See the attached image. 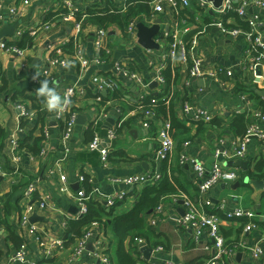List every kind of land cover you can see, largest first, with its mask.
I'll use <instances>...</instances> for the list:
<instances>
[{
    "label": "crops",
    "instance_id": "crops-1",
    "mask_svg": "<svg viewBox=\"0 0 264 264\" xmlns=\"http://www.w3.org/2000/svg\"><path fill=\"white\" fill-rule=\"evenodd\" d=\"M64 1L66 0H31L26 13L15 17L5 8L17 5L19 0H0L3 6L0 11L2 16L0 29L16 24L13 33L2 39H10L16 31H21L22 34L17 38V42L21 43L19 46L25 50V58L28 62V72L24 73L20 66L22 58L0 49V127L6 131V140L20 127L22 131L18 135L20 138L31 134V139L28 141L30 148L33 140L40 137L41 149L46 150L45 161L38 156V150L37 152L30 150L23 152L19 161L15 162L4 152L5 140L0 152V264H6L7 257L18 248L22 241L13 220L14 215L19 211L22 191L29 181H38V186L41 189L36 194L37 196L44 191L51 197L46 218L44 221H38L39 230L51 234L61 233L65 238V235L69 237V224L71 221H75L71 218L74 215L72 212L77 210L74 199L59 192L57 175L49 176L47 174L55 160L62 156V149L59 145L62 124L56 123L49 117L52 113L47 111V114L40 113L41 122L38 121L35 124L36 116H34L32 123L25 122L21 126L19 112L12 105V102L16 101V103H24L29 109L35 110L32 107L31 99L35 98L43 102L40 111L46 110V97L37 94L43 81H48L49 87L55 89L60 97L62 91L67 87H74L77 91H81L75 97L72 109L77 110L78 117H84V120L82 123H77V117L68 137L70 151L62 161L63 171L67 173L71 193L77 194L84 185L90 203L102 202L116 193L126 194L125 200L109 209L111 215L102 217V220L107 221V225L99 222L91 228L90 235L85 241V252L79 261L70 262L68 260L71 245L74 238L77 237L72 236L73 240L71 242L66 240L65 249L54 260H50L49 264L96 263L97 260L93 259V254L98 248L100 224L106 231L103 245L109 251L112 264H117L116 242L111 237L109 225L116 216L132 208L136 199L135 195L140 192L143 186H130L114 180L132 174H147L154 170H161L160 172L163 174L162 162H157L153 153L158 145L157 131L162 121L161 117H170L168 107L173 108L176 121L187 129H174L173 147L168 159L163 163L166 173L169 176L177 177L183 186V191L179 195L188 197L195 204H200L202 199L197 189L200 177L191 165L179 164L181 154L197 159L207 169L214 164H221L237 170L239 186L233 188L236 182L216 183L208 191V203L204 204L202 208L206 212L215 213L220 217V230L226 244L230 245L242 239L247 245L257 244L263 250V256L259 259H253L242 252H237L230 260L226 259V264H264V177L262 179L256 177L264 169H255L258 163L263 166L264 141L258 138H252L249 141L247 154L243 159L247 162L245 171L238 166H228L227 161L221 155H214L215 148L232 150L238 137L247 129L248 125L259 122L257 112L264 108V95L257 93V90L264 91V61L256 63L253 68L250 65L253 56L259 55L260 52L264 54V48L261 51L256 48L251 49L250 43L244 35L234 40L221 36L214 28L210 27V19L201 14V9L195 1L188 9L176 7L179 14H175L174 9L166 3L161 12L153 13L148 4L151 11L150 16L142 15L140 19L134 17L135 24L143 22L145 25L151 26L156 20H159V33L154 38L159 47L152 50L145 49L137 43L136 30L130 36V34L123 33L120 26L111 25L104 28L107 33L104 45L98 54L93 47V40L97 30L103 27L94 22H86L82 24L80 32L75 37L85 46L89 58L88 67L81 72L78 64L71 59L69 52L75 36L72 24L58 19L47 30L39 28L40 19H45V14L42 15L45 9ZM69 1L73 5L74 13H82L96 2L99 10L113 7L121 10L125 2L124 0ZM131 1L140 2L141 0ZM146 1L148 3L149 0ZM246 12L248 15H258L260 22L258 32L264 41V7L248 5ZM239 20L240 18L232 12L225 17L229 27H241ZM175 28L178 30L188 29V32L183 34L185 40L196 38L195 50L202 57L204 65L232 66L234 75L232 79H226L222 83L214 81L208 76L192 79L189 86L186 87L183 84L186 66L179 68L177 80L171 88L162 87V85L148 88L146 96L159 97V101H163L161 105H164V108H155V115L150 120L149 127L144 128L142 115L139 111L137 86L121 77L116 89L107 91L105 95L102 92L98 94L91 83V77L99 74L108 78L114 72L116 62L128 59L135 70L150 80L152 74L148 69L149 61L151 59L160 60L168 45L165 33L169 29ZM242 30L244 33L246 32L244 28ZM3 32L10 33L11 29L8 27ZM50 57L65 60L68 64L64 68L51 65L47 63ZM37 70L42 72L37 74ZM247 89H253L254 94L249 93ZM98 97L100 100L104 99V102L100 104L106 111V117L97 129L102 137L101 147L108 150L105 163L101 161L98 151L91 152L87 149L92 138L91 121L98 113V104L96 103ZM184 101L212 111L213 120L208 124L189 122L182 116ZM162 110L165 111V114ZM89 111L92 112V115L89 114ZM240 115H243L246 122L241 119ZM107 119L113 121L112 127L119 126L114 139L105 137V133L109 129L106 125ZM43 122H48L49 125V136L46 141H43L41 133ZM23 149L26 150L24 147ZM27 152H30L31 155H28ZM158 163H160L159 166ZM78 173L87 178V182L83 185L78 183L75 176ZM249 173L255 177L250 178ZM245 177L263 181V187L258 189L250 183H244ZM161 202H163L161 213L155 217L154 223L150 222L151 216H148L146 226L138 236L151 249L148 254L149 259L145 260L143 257L141 260L138 252L129 249L130 236L125 240L129 255L136 260V264H148V262L153 264H203L207 257V252L203 247L210 243L207 235L203 234L197 243L192 242L188 229L178 226V219L184 215L186 207L172 195L165 197ZM235 209L247 210L253 213V217L227 218L226 214ZM96 222L90 223L91 226ZM65 223L67 224L66 231L62 228ZM247 223L250 224V228L245 231ZM90 224L83 227L82 231ZM35 236V234L29 235L30 241L27 243L28 254L25 256V264H29L33 260L38 264H46L33 242ZM156 247L163 249L155 251ZM238 253L241 255L238 256ZM15 264L22 263L16 262Z\"/></svg>",
    "mask_w": 264,
    "mask_h": 264
},
{
    "label": "built area",
    "instance_id": "built-area-1",
    "mask_svg": "<svg viewBox=\"0 0 264 264\" xmlns=\"http://www.w3.org/2000/svg\"><path fill=\"white\" fill-rule=\"evenodd\" d=\"M124 6L121 11L125 10V3L131 0H124ZM195 1L198 3L201 14L204 17L210 19V27L214 28L221 36L228 37L229 39H236L237 37L244 35L249 43L251 49H261L264 48V41L261 38L260 33L258 32V26L260 24L258 15H248L246 12V7L248 5H253L256 7H264V0H223L219 7H214L211 2L206 0H149L148 4L152 8L153 13H158L163 10L164 4H169L173 9L175 14H179L177 8L188 9L192 2ZM240 2L238 5L237 3ZM31 0H19L17 5H12L6 7L7 10L12 16L18 17L26 13L27 8L30 6ZM66 8L67 14H60L59 19L65 23H71L72 29L75 34L73 37V46L75 48L74 52L71 54V59L78 64L80 71H84L89 65V58L86 53V48L82 45L81 42L76 40V34L80 32L82 22L81 20L75 21L72 19L73 5L71 1L66 0L62 3L51 6L42 13L46 15L49 10H59ZM3 9V6L0 2V11ZM235 13L241 21L245 22L248 26V29L245 33L241 27H229L225 21V17L229 13ZM83 15L82 17H84ZM2 16L0 15V18ZM55 20H45L40 19L39 28L43 30L49 29ZM135 18L126 26L125 33L132 36L135 30ZM188 29L184 28L183 30L178 29H169L165 33V39L168 40L167 48L164 54L161 56L159 61H154L151 59L149 61V71L152 74L150 80H148L144 75L135 70L133 64L128 60L124 59L118 61L114 65V72L110 77L105 78L99 74L93 75L91 77V83L94 87V90L99 94L103 91H113L117 88L120 78L123 77L127 79L130 83L138 87L139 96V111L142 115V126L144 128L149 127L150 120L155 115V99L150 100L148 107L142 106V101L146 96V93L149 88V84L152 81L158 82L159 85L165 84L163 77V71L167 68L168 62L173 66L179 68L186 66L183 84L187 87L190 84L192 79L203 78L205 76L210 77L214 81L223 82L226 79H232L234 71L232 66H221L219 64H203V59L195 50L196 38L191 40H185L183 34L187 33ZM106 30L100 28L97 30L94 40L93 47L95 51L99 54L100 50L104 45V39L106 37ZM21 31H16L14 36L10 39L0 40V49L9 52L11 54L17 55L22 58L20 64L21 71L27 73L28 71V62L26 60L25 50L19 46L17 38L21 35ZM264 61V54L260 52L259 55L252 57L250 67L253 68L256 63ZM47 63L51 65H56L59 67H66L68 62L65 60H59L57 57L48 58ZM42 71L37 70V74H40ZM36 81V80H35ZM37 82V81H36ZM81 93L77 91L74 87H67L61 93V100L67 97L68 103L64 105L63 112L51 111L54 114L51 117L56 123L62 124V131L59 137V145L62 149V156L55 160L53 167L48 170L47 174L57 175L59 182V192L62 194L71 196L76 204L77 210L76 214L71 216L72 220L78 221L84 218L88 212L89 197L86 193V188L83 185L87 182V178L83 174H76L75 176L78 179V183L82 186L77 194L71 193L68 183L67 173L63 171L62 161L70 151L68 144V137L71 129L73 128L76 119L79 115L77 110L72 109V105L75 102V97ZM98 113L92 119L90 128L92 129V138L87 145V149L91 152L98 151L100 159L103 163L106 162L108 155L107 148L101 147L102 137L100 132L97 130L101 121L106 117V111L103 108V105L100 104V98L98 97ZM13 107L18 110L19 116L21 118V126L23 122L32 123L34 116H36V110L29 109L24 103L12 102ZM182 116L189 122H202L204 124L210 123L214 114L212 111H207L206 109L197 107L196 105L191 104L189 101H184L182 104ZM258 123H251L248 125L245 132L238 137L237 141L234 144L232 150H225L215 148L214 155H221L226 161L235 162L237 160H243L247 154L248 143L252 138H258L264 141V108L260 109L257 112ZM20 125V124H19ZM48 122H43L41 125V133L43 136V141H46L48 133ZM119 127V126H118ZM117 127V128H118ZM117 128L110 127L105 133L107 139H114L116 136ZM22 132L20 127L18 130L9 135L6 140V145L4 147V152L8 154L13 161L18 162L23 152H26L21 146L19 133ZM158 145L156 146L153 156L156 161L162 162L167 160L170 152L173 147V138L171 135V124L168 118L162 119L160 127L157 131ZM5 144V143H4ZM28 155H31L30 152H27ZM46 155V150L42 148L38 156L44 160ZM46 160V159H45ZM44 160V161H45ZM179 164H189L192 169L200 177V182L197 184L198 194L200 195L201 202L200 204L193 203L188 197L183 195H172L179 199L182 204L186 207L184 215L178 219V226L184 229H188L190 233V240L194 243H197L200 237L203 234H206L209 239V244L205 245L203 249L207 252V257L204 259L203 264H226V259L230 260L236 255L237 252H242L253 259H259L263 256V250L257 244L247 245L242 239H239L233 244H226L223 235L221 234L220 226L221 219L215 213L206 212L202 207L204 204L208 203V191L216 183H235L238 180V172L235 169L227 168L221 164H214L211 168L207 169L200 161L193 157H189L186 154H181L179 158ZM47 175V176H48ZM160 173L159 171H152L147 174H132L126 177L115 179V182H123L130 186H146L152 183L159 181ZM41 188L38 186V181L32 180L29 181L22 191L20 197V207L17 214L14 215V224L17 226V231L21 235V243L8 257L6 264H15L20 262L25 264V256L28 254L27 243L30 241L29 235L35 234L34 244L38 249L42 260L49 264L50 260H54L58 254H60L66 245V239L63 238L61 233H48L47 231L39 230L38 222H30V217L33 214L37 216L46 218V212L50 207L51 197L47 193L40 192ZM125 193H116L102 202H99L103 208L107 210L114 207L118 202L125 200ZM163 207V202H160L151 213V223H154L155 217L161 213ZM1 214V212H0ZM227 218L233 217H253V213L247 210L235 209L232 212L226 214ZM70 218V219H71ZM91 224L82 231L80 236L74 238V242L71 245V253L69 254L70 262H77L85 252L86 239L90 235L91 228L95 227ZM65 231L67 229V224L65 223L62 227ZM250 228V224L245 225V231ZM105 229L100 224L99 233H98V248L97 251L93 254V259L97 260L95 262L80 264H112L111 256L109 251L103 242L105 241ZM144 241L140 237L133 238V246L135 251L138 252V256L143 260V256L139 252V246ZM162 247L154 248L155 251L162 250ZM29 264H38L35 260ZM148 264H153L148 262Z\"/></svg>",
    "mask_w": 264,
    "mask_h": 264
},
{
    "label": "trees",
    "instance_id": "trees-1",
    "mask_svg": "<svg viewBox=\"0 0 264 264\" xmlns=\"http://www.w3.org/2000/svg\"><path fill=\"white\" fill-rule=\"evenodd\" d=\"M142 1V0H141ZM134 2L129 1L125 3V10L121 11L119 9H115L114 7L109 9H97L98 3L96 2L92 7L86 9L82 13H74L72 15V19L75 21L81 20L82 24L86 22H94L95 24L99 25L100 27L106 28L111 25H118L123 30V33H125L126 26L131 22V20L136 18H141L142 15L149 17L151 14L150 8L148 6V3L146 0L143 2ZM183 12V11H182ZM68 11L66 8L59 9L56 11L49 10L45 15V20H55L57 21L59 19L60 14H67ZM85 15L84 17H82ZM60 20V19H59ZM239 25L244 28L246 31L249 30L248 26L245 22L239 20ZM19 45L21 43L18 42ZM75 48L72 45L71 48H69V52L72 54L74 52ZM179 67L173 66L170 61L168 62L167 68L163 71V77L165 80V87H172L174 82L177 80V74H178ZM249 93L254 94L253 89H247ZM101 97V96H100ZM33 103L32 107L36 110V119L35 124L40 120H42V116L40 113L47 114V111L49 110H43L40 111V107L43 104L42 100L35 98H31ZM155 99V108H164V105H161L163 101H159V97H144L142 106L148 107L150 104V100ZM101 103L104 102V99L101 98ZM173 108L168 107V113L169 116H162L161 119L168 118L170 120L171 124V135H173V131L175 128H180L181 130H187L185 127L180 125L173 114ZM163 114H165V111L162 110ZM241 119H243V115H240ZM244 122H246V119H243ZM25 122L22 123V125ZM92 132V131H91ZM245 132V131H244ZM243 132V133H244ZM242 133V134H243ZM5 137H6V131L0 127V152L2 151L3 145L5 143ZM31 139V134L27 136H23L20 138L21 146L24 147L25 151H33L38 152L41 149V138H36L32 142L31 148L28 145V141ZM164 162L166 160L162 161L161 169L163 170V174L160 172V179L159 181L144 186L140 192H138L135 196V202L132 206V208L119 215L116 216L112 221L110 222V229H111V237L116 242V250L115 254L117 257V264H136V260L129 255V249H134V246L132 244L133 238L138 237L140 235V232L143 228L146 226V219L148 216L151 215L153 209L167 196L170 195H179L183 191V186L179 182L178 178L173 175H168L164 168ZM263 166L258 163L255 166V169L261 170L264 169V161L262 162ZM248 176L250 178H254L255 176L252 173H249ZM259 179H262L264 177V170L256 176ZM110 210H106L100 205L99 203H90L88 205V212L86 216L78 221H71L69 224V232L67 237V242H71L72 236H80L82 233V228L87 226L88 224L97 221V222H103L104 225H107V221L102 220L103 216H109L111 215ZM106 232V231H105ZM130 236L129 240V249L127 250L125 245L126 238Z\"/></svg>",
    "mask_w": 264,
    "mask_h": 264
},
{
    "label": "water",
    "instance_id": "water-1",
    "mask_svg": "<svg viewBox=\"0 0 264 264\" xmlns=\"http://www.w3.org/2000/svg\"><path fill=\"white\" fill-rule=\"evenodd\" d=\"M208 2H211L212 5L214 7H219L222 3L223 0H206ZM11 29L10 33H4L3 31L6 30L7 28ZM14 29H16V24L15 25H10L4 28L0 29V39H2L3 37L7 36V35H11L14 31ZM135 36L137 39V43L142 46L145 49H157L159 47V44L154 40V38L158 35L159 33V20H156L154 24H152L151 26H147L145 25L143 22H138L135 25ZM201 83V82H200ZM159 85L158 82L152 81L149 84V88H156ZM162 87H165L164 84H161ZM257 93L264 95V91H258ZM102 94H106V91H103ZM89 114L92 115V112L89 111ZM54 114H50L49 117H53ZM84 120V117H78L77 119V123H82V121ZM113 124V121L111 119H107L106 125L108 128H110ZM159 162V161H157ZM228 166L234 165V166H238L240 167L243 171H245L247 169V162L244 160H237L235 162H231V161H227ZM145 165V164H144ZM160 165V163H158V166ZM244 183H250L251 185H253L256 188H262L263 187V181H257V180H252L249 179L248 177H245L244 179ZM239 182L236 181V183L234 184L233 188H237L239 186ZM72 213H76V212H72ZM30 222L34 223V222H38V221H44L43 217L37 216L36 214H33L30 217ZM67 237V235H65V238ZM140 252L143 253V257L145 258V260L149 259L148 254L150 253L151 249L148 248V246L144 243H142L140 246ZM241 253H238V256H240Z\"/></svg>",
    "mask_w": 264,
    "mask_h": 264
},
{
    "label": "clouds",
    "instance_id": "clouds-1",
    "mask_svg": "<svg viewBox=\"0 0 264 264\" xmlns=\"http://www.w3.org/2000/svg\"><path fill=\"white\" fill-rule=\"evenodd\" d=\"M37 94L46 97V106L49 111L63 112L64 105L68 103L67 97L62 101L55 89L49 87L48 81L41 82V87L37 90Z\"/></svg>",
    "mask_w": 264,
    "mask_h": 264
}]
</instances>
